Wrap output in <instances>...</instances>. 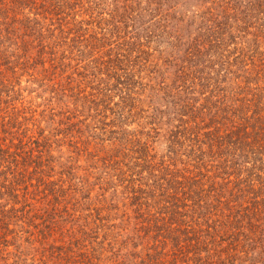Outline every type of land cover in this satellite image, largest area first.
Returning a JSON list of instances; mask_svg holds the SVG:
<instances>
[{
  "label": "trees",
  "instance_id": "trees-1",
  "mask_svg": "<svg viewBox=\"0 0 264 264\" xmlns=\"http://www.w3.org/2000/svg\"><path fill=\"white\" fill-rule=\"evenodd\" d=\"M147 1L149 14L159 18V26L162 21L175 19L171 20L174 28L177 24L173 21L183 22L188 17L196 25L197 34L177 38V52L161 60L162 66L173 67V79L168 84L162 80L155 92L164 95V108L173 102L176 111L172 113L180 124L170 125L163 133L159 127L151 126L150 130L154 129L155 136L163 134L168 152L156 161L157 155L150 150L152 134L128 133L122 128L114 132L119 135L110 149L117 158L138 157L148 173L139 184L140 194L135 195L139 201L136 212L142 217L140 224L155 233L156 246L151 247L153 253L146 255L145 264H178L176 250L184 247L198 251L202 256L194 259L201 264H264V0H198L201 5H194L197 9L191 16L179 8L182 2L184 8L186 0ZM66 2L0 0V88L11 73L36 74L38 66L44 67V72L51 51L65 43L62 34L66 30L55 28L59 34L53 32L51 43L44 45L31 37L36 33L31 24L40 25L39 20H70L69 15H61ZM100 5L97 0H79V4L70 6H81L89 15V19L82 20H105L102 14H111L99 12ZM72 25L67 31L75 34L71 40H82L76 34L80 31L78 25ZM177 30H181L179 25ZM111 33L110 39L115 37L117 41V35ZM88 42L90 49L100 47L97 53H101L92 60L95 69L90 73L91 98L103 101L111 96L113 100L118 89L125 102H134L138 107L142 101L136 88L142 86L133 79L138 76L131 74L132 53L127 44L120 48L106 36ZM156 111L161 110L158 107ZM1 120L0 264H46L47 239L52 234L45 230L52 231L51 218L49 210L44 211L45 215L32 202L42 197L39 194L51 191L44 178L50 166L42 160L45 149L38 140L26 141L27 136L19 139L20 134L6 127L10 122ZM154 124L159 125L158 121ZM205 151L213 158L205 160ZM180 164L183 167H177ZM205 169L215 175H203L201 171ZM189 214L197 216L204 226L197 232L202 233L200 237L176 232ZM58 217L62 218V213L52 217L54 225H59ZM72 221L70 213L66 223ZM67 232L70 237L75 235ZM166 232L177 235L170 239ZM38 241L44 245L42 252L37 249L40 257H29L23 244ZM57 250V255L51 251L50 259L70 264L73 248L63 245ZM171 256L176 257L168 259ZM184 262L188 264V259Z\"/></svg>",
  "mask_w": 264,
  "mask_h": 264
},
{
  "label": "rangeland",
  "instance_id": "rangeland-1",
  "mask_svg": "<svg viewBox=\"0 0 264 264\" xmlns=\"http://www.w3.org/2000/svg\"><path fill=\"white\" fill-rule=\"evenodd\" d=\"M66 1L61 15H69L70 20H39L41 26L32 22L36 33L31 37H37L38 43L50 44L52 33L59 34L55 28L66 30L62 34L65 43L51 51L49 58L53 59H46L44 72V67L38 66L36 74L17 71L5 77V84L0 88V122H3L1 118H6L5 123L10 122L6 127L20 134V137L16 135L19 139L27 136L26 141L38 140L45 149L41 153L42 160L50 166L44 178L50 183L51 191L39 194L42 197L32 202L41 208V213L49 210L48 217L51 218L53 232L45 230V233L52 234L47 239L46 264H58L50 259V253L54 251L57 255L60 252L57 248L63 245L74 250L70 264H145L146 255L150 251L153 253L151 247L156 246L155 233L151 232V227L145 230L140 224L142 217L139 218L136 212L139 201L135 195L140 194L137 192L139 184L145 181L148 173L143 170L142 160L138 157L128 160L121 156L117 158L112 156L110 149L114 137L119 135L114 132L122 128L128 133L144 131L146 135L152 134L149 138L153 141L150 150L157 155L156 161L168 152L163 134L155 136L154 129L150 130L151 126L159 127L158 130L163 133L170 129V125L180 124L172 113L176 111L173 102L164 108V95L155 92L162 80L168 84L173 79V67L162 66L164 62L161 60L177 52V38L197 34L196 25L186 17L183 22L173 21L172 24H177L174 28L171 20L175 19L160 21L162 24L159 26V18L153 19L149 14L151 7L147 0H97L101 4L98 11L109 12L111 16L103 13L101 16L105 20H82L89 19V15L81 6H70L79 4V0L77 3ZM186 1L188 3L183 4L184 8L181 6L183 2L179 8L191 16L201 3L198 0ZM73 23L80 28L76 33L82 39L80 41L73 42L71 39L75 34L67 33ZM178 25L181 30H177ZM111 32L117 35V41L115 37L110 39ZM103 36L118 43L120 48L123 43L127 44L132 53L129 57L132 60L131 74L138 76L133 79L142 86L136 88L142 101L138 107L134 102H125L118 89L113 93V100L111 96L103 101L95 100L89 95V86H93L90 73H94L95 69L92 60L101 53H97L100 47L90 49L88 41ZM105 48L102 50L105 51ZM13 51L17 54V50ZM150 77L155 78L149 81ZM141 107L143 111H140ZM158 107L161 111L157 113ZM156 121L159 125L155 126ZM212 158L205 151V160ZM208 164L210 168V162ZM201 172L212 177L215 175L208 169ZM58 213H62V218L58 217L59 225H54L55 218L52 220V217ZM70 213L73 221L66 223ZM47 224H50L49 221ZM203 228L197 216L189 214L182 229L176 232L183 236L200 237L202 233L197 232ZM67 231L75 235L70 237ZM176 232H166V236L175 239ZM160 240L164 239L160 237ZM42 246L39 241L32 245L24 243L23 249L30 253L29 257L35 255L39 258L38 251L42 252ZM181 249L176 250L179 252L178 264H186V259L188 264H201L194 259L195 256L197 259L202 256L198 251L190 247ZM166 251H169L168 248ZM61 263L68 264L63 259Z\"/></svg>",
  "mask_w": 264,
  "mask_h": 264
}]
</instances>
